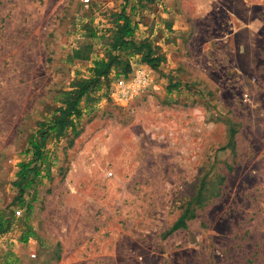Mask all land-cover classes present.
<instances>
[{"label":"rangeland","instance_id":"374dc122","mask_svg":"<svg viewBox=\"0 0 264 264\" xmlns=\"http://www.w3.org/2000/svg\"><path fill=\"white\" fill-rule=\"evenodd\" d=\"M138 1L0 0V264H264V0ZM120 10L159 68L130 57L145 90L117 102L112 72L22 179Z\"/></svg>","mask_w":264,"mask_h":264},{"label":"trees","instance_id":"16d2710c","mask_svg":"<svg viewBox=\"0 0 264 264\" xmlns=\"http://www.w3.org/2000/svg\"><path fill=\"white\" fill-rule=\"evenodd\" d=\"M141 3V0L138 1ZM133 8H131V12ZM112 23L110 42L105 50V55L102 58L92 60L91 67L88 69L89 77L77 79L73 82V88L61 93L60 106L54 110L56 116L41 124L36 135L30 140L31 160L21 164L19 174L22 179H25L30 173L39 170L42 164L43 149L50 135L55 137L63 136L68 130H74L75 121H79L82 117V101L85 100V105H91L93 102L92 95L99 92L103 87L108 88L110 85V75L112 72L116 76L126 78L131 72V64L129 58L132 56H140L141 62L151 67L153 70L159 68L163 58L157 53L156 49L148 40L141 42L135 41V32L137 24L133 21L125 10L112 14ZM79 53L75 52V57L78 58ZM28 184L20 187V191L26 189ZM19 197H22L20 192ZM193 217L190 210L185 212L176 220L171 228L165 233L168 236L177 229L184 228L188 218ZM8 230V221L0 216V235ZM34 236L30 228H26L23 240L26 242L28 237ZM6 254L3 257L4 264H10Z\"/></svg>","mask_w":264,"mask_h":264},{"label":"built area","instance_id":"2783aa9c","mask_svg":"<svg viewBox=\"0 0 264 264\" xmlns=\"http://www.w3.org/2000/svg\"><path fill=\"white\" fill-rule=\"evenodd\" d=\"M88 6L89 0H81ZM151 80V71L147 68H138L126 78L122 77L117 82V88L111 91L112 98L120 103H126L137 97L148 86ZM111 174L109 173V176ZM34 257V255L32 256Z\"/></svg>","mask_w":264,"mask_h":264},{"label":"crops","instance_id":"0c3cea01","mask_svg":"<svg viewBox=\"0 0 264 264\" xmlns=\"http://www.w3.org/2000/svg\"><path fill=\"white\" fill-rule=\"evenodd\" d=\"M30 238H31V236H30V237H28V239H27V241H26V242H29ZM26 242H20V243H21V244H26Z\"/></svg>","mask_w":264,"mask_h":264}]
</instances>
